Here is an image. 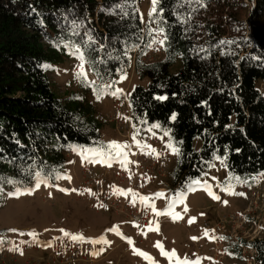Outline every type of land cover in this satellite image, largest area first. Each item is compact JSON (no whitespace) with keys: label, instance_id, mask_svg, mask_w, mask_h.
<instances>
[{"label":"trees","instance_id":"1","mask_svg":"<svg viewBox=\"0 0 264 264\" xmlns=\"http://www.w3.org/2000/svg\"><path fill=\"white\" fill-rule=\"evenodd\" d=\"M141 1L0 0V207L5 190L29 186L37 172L54 180L71 145L100 144L101 122L87 99L93 88L80 79L60 97L48 77L71 42L84 50L98 87L132 70L149 80L127 97L129 116L133 125L157 123L180 149L174 189L215 156L239 183L264 172V0H159L151 21L167 39L154 62L143 60ZM86 33L96 41L87 48ZM242 243L264 264V232Z\"/></svg>","mask_w":264,"mask_h":264},{"label":"rangeland","instance_id":"2","mask_svg":"<svg viewBox=\"0 0 264 264\" xmlns=\"http://www.w3.org/2000/svg\"><path fill=\"white\" fill-rule=\"evenodd\" d=\"M151 8L152 0H142L137 8L140 20L143 17L141 23L147 38L143 52L152 39L162 38L151 21L152 16H149ZM69 52L62 55V61L54 65L48 75L60 97L76 92L80 80L76 73L81 62ZM157 56L155 61L163 58L162 55ZM177 70L173 68L171 72ZM84 71L88 81H95L85 64ZM126 77L121 80L119 76L115 80L118 83L107 89L100 99L87 96L101 122L100 144L87 147L71 145L64 169L56 174L54 180L40 175L44 182L38 188L35 177L27 187L4 191L0 207V240L3 241L0 243V264H149L144 257L133 253V246L149 254L155 264H169L168 258L154 246L157 241L163 244L166 251L174 249L179 258L199 259L200 264H255L253 250L243 245L242 241L261 238L264 232L258 226H264V187L260 186L254 197H248V185L239 183L240 178L228 171L224 159L215 156L206 170L194 179L201 182L194 186L197 190H188L190 182L183 189H174L171 174L177 155L167 147L169 141L174 144L168 132L152 127L157 123L146 121L134 124V129L131 120L128 122L125 119L127 97L136 86L147 87L149 80L139 79L133 70ZM258 87L264 99V84L258 82ZM115 88L123 90L119 98L108 94ZM136 130V141L140 146L133 141ZM111 141L129 145L124 150L126 163L124 155L117 157L113 150L108 149ZM144 145L155 149L159 158L155 154H146L151 149ZM201 146L200 138H196L193 149L199 152ZM88 149L97 150L101 155L86 151ZM205 183L219 200L208 194ZM229 186L233 192L244 195L229 194L223 190ZM116 189H131L137 193L135 205L131 193L120 195ZM157 192L165 193L164 198L153 201L160 211L169 210L176 193L185 194L184 202L176 203L171 209L179 213L181 219L173 220L171 215L156 216L151 208L140 202V196L152 197ZM185 205L187 212L184 211ZM249 213H253L255 225L242 223L241 216ZM139 215L142 219H151L153 225L158 224L159 232L148 231L149 220L137 227L135 218ZM191 218H195L193 223H189ZM113 226H119L120 233L130 238L133 245L121 235L108 231ZM61 229L83 236L84 241L72 240ZM205 230H208V236H205ZM31 232L36 233L35 238L28 235ZM209 236L217 238L209 239ZM101 238L110 243L89 242ZM15 248L19 253L12 256ZM95 252L99 255L92 254Z\"/></svg>","mask_w":264,"mask_h":264},{"label":"snow or ice","instance_id":"3","mask_svg":"<svg viewBox=\"0 0 264 264\" xmlns=\"http://www.w3.org/2000/svg\"><path fill=\"white\" fill-rule=\"evenodd\" d=\"M195 2L196 3H200L201 0H195ZM158 4H159V0H152V8H151V11L149 13L150 17L153 16V14H157V5ZM201 6H203V5H201ZM161 12H162V9H161ZM141 20H143V17H141ZM79 27L80 26L78 24H76L75 21L72 22V30H73L72 31V35H79V31H78ZM163 32H164V29L160 28L159 29V33H163ZM85 35H86L87 39L84 41V45H85V48H87L90 44H94L96 41L92 37V35L90 33H86ZM150 35H151V30H150ZM166 39H167L166 36L164 37V39H160V40H157V39L154 38V39H152L150 41L148 46L151 47V44H154V43H159V44L163 45L165 43ZM221 43H224V42L222 41ZM57 46H59V45H57ZM64 47H68L70 49L69 54L76 56V58L80 60V62H81L80 65H79V69L80 70L76 73L77 79H82L86 83L87 86L92 87L94 94L97 96V99L102 98V95L105 94L107 89L112 88L115 83H118V81H112V83H110V84L98 87L96 85L95 81H88L87 80V73L84 71V63L86 62L84 50H82L81 47L76 45L74 42H71L69 44H64ZM101 47H103V46H101ZM44 67L47 68V67H50V65H44ZM126 78H127L126 74L121 75V80L126 79ZM122 92H123L122 89L115 88L112 92H110L108 94H111V95L116 96L117 98H119V95L122 94ZM157 99H166V97H157ZM125 119H127V118H125ZM172 119H175V116H173ZM135 127L136 126L133 125L134 129H135ZM152 127L158 128L159 125H153ZM165 134L167 135V132ZM136 135H138V130H136L134 132V134H133V141L138 146H140L139 141H136ZM107 147H108V149L113 150L117 157H120L121 155H124L125 156V163L127 162L126 161V155L127 154L124 152V150L129 147L128 144L120 143V142H117V141H111V142H109ZM143 147H147V148L151 149V151L146 153V154H155L157 156V158H159V153H155V149H152L150 145H144ZM167 147L171 150L172 154H174V155H179L180 154V149L178 147H176L171 141H169V143L167 144ZM86 151H91V152L96 153L97 155H101V153L97 152V150H94V149H88ZM221 162L223 163V161H221ZM261 175H264V173H262ZM36 177H37L36 187L38 188L40 186V183L44 182V181H42L39 172L36 173ZM200 183H201L200 181H196V180L191 181L187 185L188 190L189 191L197 190V188L194 187V186H198V185H200ZM204 188H205V190H208V194L210 196H212L213 199H216V200L220 199L218 196H216L214 193L211 192L209 186L206 183L204 184ZM223 190L228 191L229 194L244 195L243 193H235V192H233L231 186H229L228 188L223 189ZM116 192L118 194H120V195H125V196L128 195L129 193H131V195L133 196L132 203H133V205H135L136 197L138 195L137 193L132 192L131 189H129L127 191H125L123 189H116ZM16 194L17 193H10L9 195H16ZM164 197H165V193L157 192L152 197L140 196L139 200L146 208H151L152 212L156 216H159V215H171L173 220L181 219L182 217L180 216V214L172 212L171 209L175 206L176 203H183L184 202L185 194L182 193V192L181 193H176L175 194V198L170 202L168 211L157 210L155 208V205H154V202H153L154 199L155 198H164ZM224 203L227 204V201H224ZM184 211L185 212L188 211V208H187L186 205H185ZM194 220H195V218H191L189 220V223H193ZM136 226L139 227V225H136ZM146 227H147L148 231H157V232H159L158 224L153 225V222H149V224ZM10 231H16V230L15 229H11ZM60 231L63 232V234L65 236H70V238L72 240H74V241H84V237L81 236V235H72V234L64 231L63 229H61ZM108 231L115 232L116 234L121 235L122 238L127 239L128 243L130 245H133V241L130 238L123 237V234L120 233L119 226H113L112 228L108 229ZM143 234L147 235V232H144ZM204 234H205V236H208L209 235L208 234V230H205ZM21 235H23V233H21ZM28 235H31V236H33V238H35L36 233L35 232H31V233H28ZM216 238L217 237H215V236H209V239H216ZM192 239H198V237H193ZM219 239H225V237H219ZM89 242L90 243H105V244L110 243L109 241H107L106 239H103V238H101L99 240H95V241H89ZM0 243H3V241L0 240ZM48 246H50V245H48ZM154 246L157 247L160 250V253H161L162 256H165V257L168 258L169 264H172L173 260H175V264H200L199 259H197L196 261H190L186 257L184 259L179 258L177 256L176 251L174 249L171 250L170 252L166 251L164 246H163V244L160 241H157ZM101 251H102V249H101ZM133 253L135 255H139V256L144 257L146 260L149 261V264H155V261L153 260V258L151 256H149V254L143 252L142 250H140L138 248H135L134 246H133ZM20 254L23 255V252L21 251ZM92 254L93 255H99V252H95V253H92Z\"/></svg>","mask_w":264,"mask_h":264},{"label":"built area","instance_id":"4","mask_svg":"<svg viewBox=\"0 0 264 264\" xmlns=\"http://www.w3.org/2000/svg\"><path fill=\"white\" fill-rule=\"evenodd\" d=\"M160 39H162V38L159 36L157 40H160ZM137 50L139 51V48ZM141 50L144 51V48H142ZM162 53H163V47L161 46V44L154 43L151 45V47L147 46V50L144 52L143 60L145 62H154L155 61L154 59H156L155 56H157V55L160 56V55H162ZM126 105L128 107L127 102H126ZM127 120H128V122L130 121L129 109L127 112ZM262 173H264V172H262ZM262 173H259V174L252 177L251 184L248 185V190H247L248 197L251 195H253V197H254L256 192L258 194L259 190L261 188L263 189V187H264V175H261ZM260 186H261V188L259 189ZM252 200H253V198H252ZM250 203H254V202L250 201ZM249 207H251V206L249 205ZM241 219L243 220L242 223L247 225V226L256 224V222L253 220L254 219L253 213L252 214H250V213L249 214H243L241 216ZM146 220H149L151 222V219H149V218L142 219L141 215H139L135 218V223L137 225H140L141 223L145 224ZM258 226H261L260 231L261 230L264 231L263 225H258ZM262 232H261V234H262ZM259 238L260 237H257L255 239H259ZM255 239H253V240H255ZM253 240H250V241H253ZM245 241L250 242L249 240H245ZM14 251H15V253L12 254V256H16L19 253L17 248H15Z\"/></svg>","mask_w":264,"mask_h":264},{"label":"crops","instance_id":"5","mask_svg":"<svg viewBox=\"0 0 264 264\" xmlns=\"http://www.w3.org/2000/svg\"><path fill=\"white\" fill-rule=\"evenodd\" d=\"M125 242V241H124Z\"/></svg>","mask_w":264,"mask_h":264}]
</instances>
